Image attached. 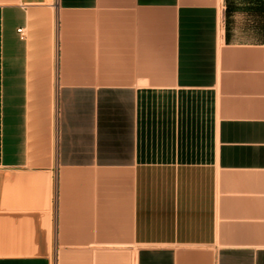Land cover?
I'll return each mask as SVG.
<instances>
[{
  "label": "crops",
  "instance_id": "obj_1",
  "mask_svg": "<svg viewBox=\"0 0 264 264\" xmlns=\"http://www.w3.org/2000/svg\"><path fill=\"white\" fill-rule=\"evenodd\" d=\"M0 264H264V0H0Z\"/></svg>",
  "mask_w": 264,
  "mask_h": 264
},
{
  "label": "built area",
  "instance_id": "obj_2",
  "mask_svg": "<svg viewBox=\"0 0 264 264\" xmlns=\"http://www.w3.org/2000/svg\"><path fill=\"white\" fill-rule=\"evenodd\" d=\"M23 31H24V30H20L19 32L23 35V33H24Z\"/></svg>",
  "mask_w": 264,
  "mask_h": 264
}]
</instances>
